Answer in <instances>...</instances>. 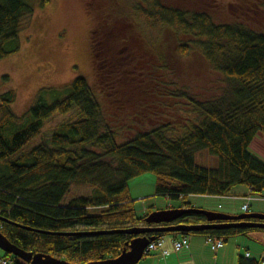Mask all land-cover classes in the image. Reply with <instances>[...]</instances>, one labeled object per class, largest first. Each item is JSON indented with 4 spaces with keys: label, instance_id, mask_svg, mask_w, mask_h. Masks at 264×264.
Listing matches in <instances>:
<instances>
[{
    "label": "trees",
    "instance_id": "16d2710c",
    "mask_svg": "<svg viewBox=\"0 0 264 264\" xmlns=\"http://www.w3.org/2000/svg\"><path fill=\"white\" fill-rule=\"evenodd\" d=\"M180 1L138 0L136 10L126 17L114 11L99 22L91 3L86 4L94 21L98 89L77 76L64 97L50 100L48 92L54 87L40 90L23 116L12 109L14 90L0 94V230L11 242L82 264L116 257L136 236L125 229L156 226L146 221L153 208L139 216L131 192L132 182L146 175L155 177V196L176 201V208H196L191 195H234L238 185L264 196V161L250 151L254 138L264 135V31L238 15L232 23L218 24L211 13L196 12ZM247 1L241 9L264 5L263 0ZM35 7L34 0H0V59L20 50L22 24ZM162 29L175 32L176 49L170 50L157 35ZM137 50L148 70H133L131 79L129 72L116 69L134 64ZM192 50H198L218 75L211 87L180 85L181 76L171 67L179 64L173 60ZM130 86L137 96L128 93ZM56 113L73 114V119L28 148ZM202 150L218 159L216 167L196 161ZM176 221L203 224L208 219L188 212ZM253 231L264 233L259 227L241 226L182 235L227 241ZM168 233L145 234L156 240ZM1 258L30 264L3 250ZM238 264L260 261L242 256Z\"/></svg>",
    "mask_w": 264,
    "mask_h": 264
},
{
    "label": "rangeland",
    "instance_id": "374dc122",
    "mask_svg": "<svg viewBox=\"0 0 264 264\" xmlns=\"http://www.w3.org/2000/svg\"><path fill=\"white\" fill-rule=\"evenodd\" d=\"M40 1L34 0L35 11L31 16L26 17L22 24L19 33L20 50L0 59V94L10 89L15 91L16 101L12 104V109L17 116H23L29 110L42 89H52L54 87V92L50 90L48 92L50 100L64 97L70 91L71 83L77 76H84L95 89H98L92 51L94 21L87 13L86 4L91 3L90 8L96 14L94 15L96 22L102 21L103 16L105 17L106 14L114 11L119 16L126 17L129 15V11L136 10L138 4V0H50L46 6H41ZM242 1L183 0L180 3H183L181 5H185L184 7L196 10V12L211 13L218 24L232 23L238 15L251 22L252 26L264 31V5L262 2L259 1L261 9L256 8L254 5L241 9L240 4ZM244 3L248 4L250 1L244 0ZM140 6L142 9L145 5L140 3ZM255 9L259 12H255ZM120 19H118L120 22L125 23L124 20ZM122 23L121 26L123 27ZM160 31L162 34L158 31L157 35L163 36V40H166L169 44L167 45L169 49H176L175 32L172 29L165 32H163V29ZM142 32L147 33L145 25L142 26ZM124 53L128 54V51L125 50ZM135 54L134 64L131 63L129 66L120 65L116 69L121 74L129 72L132 75L131 79H134L133 70L138 68L143 71L148 70L143 54L139 50ZM146 56L151 60L153 59L151 54ZM173 61L179 64V66L171 67L181 76V86H185V83L188 82L192 89L199 90L203 87H211L212 83L218 80V75L211 70L209 63L198 50H192L187 55L179 54L175 56ZM130 87L128 93L131 94L133 90L132 86ZM136 91L134 89L131 95L137 96ZM114 92H118L117 87ZM101 99L107 105L108 98L106 95L103 94ZM130 107H132L131 104L125 111L130 112ZM118 110L120 111L119 108ZM157 110L160 111V108L158 107ZM72 119L73 114L71 116L70 114H54L52 118L44 123L41 134L29 143L28 148L46 141L62 123ZM153 124L155 123L153 122ZM250 151L264 161L263 134L259 133L254 138ZM196 161L208 167H216L218 164V159L212 156L208 150L199 151L196 154ZM146 177L148 178H138V181L144 183L141 185L146 189L152 185L155 186V177L153 175H146ZM138 181H133L132 185ZM239 186L242 185L236 186L234 192ZM145 194H148V192ZM252 196L258 199L250 201V211L259 212L257 205L264 204V196ZM191 200L193 202L195 198ZM221 202L224 205L222 211L229 208V199H223ZM212 208L216 209V207ZM164 237L162 236V238ZM1 255L2 249H0V257Z\"/></svg>",
    "mask_w": 264,
    "mask_h": 264
},
{
    "label": "crops",
    "instance_id": "0c3cea01",
    "mask_svg": "<svg viewBox=\"0 0 264 264\" xmlns=\"http://www.w3.org/2000/svg\"><path fill=\"white\" fill-rule=\"evenodd\" d=\"M141 184L144 183L138 181L131 187V192L134 198L137 199L136 211L139 216L146 215L152 208L155 211L178 207L177 205L179 203L176 201L172 202L169 198H158L160 196H155L154 185L146 189ZM236 189L234 195H191L189 200L195 198L192 204L196 208L221 212V209L224 208L221 200L229 199V208L222 212L232 215L242 213V206L246 202L250 204L251 210L250 201L252 199L257 200L258 198L255 199L250 194V188L247 185L239 186ZM147 192L148 194H145ZM212 207H216V209ZM257 208L259 212H264V204L257 205ZM263 234L261 231L239 234L230 240L224 241V246L217 250H213L207 242L208 236L203 234H189V246L176 251L173 246V239L181 237L182 234L171 233L164 237L165 242L163 247L168 250L167 254H163L160 250L148 254L146 250L144 257L137 264H238L242 256L245 258H255L262 263L264 262ZM247 253H249V256H247ZM0 259L2 258L0 257Z\"/></svg>",
    "mask_w": 264,
    "mask_h": 264
},
{
    "label": "water",
    "instance_id": "95a60500",
    "mask_svg": "<svg viewBox=\"0 0 264 264\" xmlns=\"http://www.w3.org/2000/svg\"><path fill=\"white\" fill-rule=\"evenodd\" d=\"M202 213L207 216L208 222L203 224H174L183 214ZM247 218H256L257 221H247ZM146 221L154 223L156 226H136L125 229L130 234H135L130 241L126 242L122 252L111 258L90 261L86 264H137L145 254V251L151 241L155 240L154 236H148L146 232L163 231V232H191L200 231L209 228L224 227H259L264 229V213L261 212H243L232 215L218 211H211L200 208H171L155 210L151 212ZM167 224V225H166ZM170 224V225H168ZM0 249L6 253L20 257L30 264H82L78 262H70L53 256L49 253L33 252L25 250L11 242L6 235L0 230Z\"/></svg>",
    "mask_w": 264,
    "mask_h": 264
},
{
    "label": "built area",
    "instance_id": "2783aa9c",
    "mask_svg": "<svg viewBox=\"0 0 264 264\" xmlns=\"http://www.w3.org/2000/svg\"><path fill=\"white\" fill-rule=\"evenodd\" d=\"M249 208H250V206H249L248 202L244 203L242 206V209L246 212L249 211ZM263 237H264V235H263ZM164 242H165V239L162 237L155 240V241L150 242V244L147 247V252H153V251L160 250V251H162L163 254L164 253L167 254L168 250H166L163 247ZM207 242L210 244V246L213 250H217V249L224 246V241L222 239H217V238H214L212 236H209L207 238ZM173 246H174V249L176 251H179L183 248H187L189 246V237L184 235L180 238H174L173 239ZM247 256H249V253H247ZM0 264H10V262L6 259H3V260H0ZM261 264H264V262H262Z\"/></svg>",
    "mask_w": 264,
    "mask_h": 264
},
{
    "label": "flooded vegetation",
    "instance_id": "af4514ba",
    "mask_svg": "<svg viewBox=\"0 0 264 264\" xmlns=\"http://www.w3.org/2000/svg\"><path fill=\"white\" fill-rule=\"evenodd\" d=\"M174 224H179V223H177V221H175V222H173Z\"/></svg>",
    "mask_w": 264,
    "mask_h": 264
}]
</instances>
